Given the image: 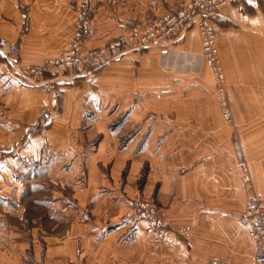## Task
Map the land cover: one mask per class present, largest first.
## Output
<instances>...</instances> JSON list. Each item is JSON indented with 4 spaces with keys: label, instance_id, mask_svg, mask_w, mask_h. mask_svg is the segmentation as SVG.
Segmentation results:
<instances>
[{
    "label": "crops",
    "instance_id": "1",
    "mask_svg": "<svg viewBox=\"0 0 264 264\" xmlns=\"http://www.w3.org/2000/svg\"><path fill=\"white\" fill-rule=\"evenodd\" d=\"M188 1L0 0V39L19 48L16 62L0 49V264H252L244 219L252 190L240 165L249 161L253 191L264 192V169L252 162L264 161V0H226L214 18L233 126L216 106L209 69L162 71L196 67V28L166 52L134 49L87 71L48 75L56 92L19 75L68 45L77 6H86L85 46L93 49ZM135 199L160 205L172 227L190 226L193 237L167 238L132 221Z\"/></svg>",
    "mask_w": 264,
    "mask_h": 264
},
{
    "label": "built area",
    "instance_id": "2",
    "mask_svg": "<svg viewBox=\"0 0 264 264\" xmlns=\"http://www.w3.org/2000/svg\"><path fill=\"white\" fill-rule=\"evenodd\" d=\"M227 5L226 0H189L180 8L164 13L142 27L132 28L126 35L98 48H86V41L91 34V22L85 14L84 4L76 7L74 34L68 45L54 57H47L41 63L20 68L19 75L25 80L37 81L45 92H56V81L47 80L48 75L65 74L75 71H87L121 59L127 52L134 49H158L166 52L169 44L190 28L199 32L202 44L201 57L210 69L215 85V100L220 108L222 118L227 124H232L234 117L226 89V78L219 59L217 49V27L214 18L220 16ZM22 34L31 29L30 17L26 6L20 7ZM0 49H6L9 57L18 58L19 48L14 41L0 39ZM5 117V111L0 108V120ZM48 119V116L45 115ZM41 126L36 123L27 126L21 138L13 143L18 150L26 143L33 132ZM7 150L5 144H0V151ZM243 184L252 193L245 212L247 229L254 246L252 264H264V193L253 191V179L246 164L240 165ZM132 221L146 223L149 229L167 238L174 236L189 240L193 236L190 226L172 227L166 210L152 201L135 199L132 201ZM209 264H231L224 260H212Z\"/></svg>",
    "mask_w": 264,
    "mask_h": 264
},
{
    "label": "rangeland",
    "instance_id": "3",
    "mask_svg": "<svg viewBox=\"0 0 264 264\" xmlns=\"http://www.w3.org/2000/svg\"><path fill=\"white\" fill-rule=\"evenodd\" d=\"M26 9H27V12H28V8L26 7ZM28 15H29V13H28ZM194 29V28H193ZM197 30V29H196ZM197 32H198V30H197ZM199 33V32H198ZM201 53H202V48H201ZM190 58V57H189ZM190 59H192V57L190 58ZM164 64L163 65H160L162 68L164 67V68H166L165 66H166V61H162ZM194 62V61H193ZM173 64H175V62L173 63ZM194 65L196 66V67H194V68H186L185 70H176L177 72H175V70L174 69H168L169 71H167V70H164V69H162V71L164 72V73H168V74H170V75H178V73L179 74H183V76H190V77H195V76H201L202 75V70H201V68H205V69H209L208 67H207V65L205 64V62L203 61V59H202V57L201 56H199V57H197L196 59H195V62H194ZM160 70H161V68H160ZM210 70V69H209ZM211 72V71H210ZM211 75H212V73H211ZM212 78H213V76H212ZM213 83H214V79H213ZM214 89H215V85H214ZM214 100H215V96H214ZM215 103H216V100H215ZM216 106L218 107V109H219V111H220V108H219V106L217 105V103H216ZM2 109V108H1ZM220 114H221V111H220ZM222 116V115H221ZM223 121H224V119H223ZM224 123H226L225 121H224ZM227 124V123H226ZM229 126H233L234 125V121H233V123L232 124H228ZM22 136V135H21ZM21 138V137H20ZM19 138V139H20ZM18 139V140H19ZM256 161H258V160H252V162L256 165V168L257 169H260L261 171L264 169V167H262V166H260L259 164L261 163H263L264 161L263 160H261V161H258L259 162V164H256ZM246 162H249V161H247V160H244V162H242V164H246L247 165V163ZM264 165V164H263ZM248 166V165H247ZM249 168V167H248ZM250 170V169H249ZM262 183H263V181H262ZM260 193H264V192H260ZM156 204V203H155ZM160 206V205H159ZM161 207V206H160ZM163 208V207H162ZM164 209V208H163ZM164 210H166V209H164ZM244 219H245V217H244ZM244 224H246V221L244 222ZM192 231H193V229H192ZM193 235H194V232H193ZM193 237V236H192ZM241 246H242V248H244V250L245 249H247L248 248V246H249V243H248V241H247V239H245V237L241 240V244H240Z\"/></svg>",
    "mask_w": 264,
    "mask_h": 264
}]
</instances>
